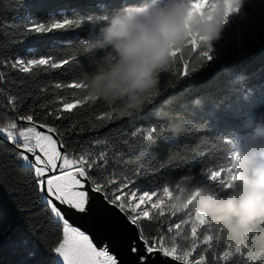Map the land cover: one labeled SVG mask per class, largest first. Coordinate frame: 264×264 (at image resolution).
<instances>
[{
    "label": "snow or ice",
    "instance_id": "obj_1",
    "mask_svg": "<svg viewBox=\"0 0 264 264\" xmlns=\"http://www.w3.org/2000/svg\"><path fill=\"white\" fill-rule=\"evenodd\" d=\"M25 7L23 0H15L13 10L18 13ZM238 7L239 0H230L221 22ZM102 19L95 15L46 22L14 19L0 23V30L15 45L28 36L74 31L85 24L92 26L91 32ZM211 52L210 46L200 48L188 41L161 75L169 74V87L174 88L211 61ZM97 55V50L88 47L87 38L70 39L68 47L40 54L10 52L7 43L0 49V69L5 70L0 72V94L6 97L0 105V190L4 193L0 198V264H121L110 245L98 246L86 231L70 223L73 217L103 214L109 208L124 218L129 264H246L243 250L224 238L220 225L193 212L190 204L178 213L170 203L172 193L185 186L229 187L231 138H203L195 147L161 157L154 149L161 141L170 143L176 138L164 127L167 116L173 114L164 110L171 98L158 103L164 94L160 83L159 93L132 116L119 104L90 100L81 93L89 72L80 61ZM101 62L97 59L95 67ZM77 68L81 72L70 82L36 84L41 74L60 70L67 76ZM11 73L19 78H12ZM81 115L87 116L92 135L72 141L71 133L85 130ZM126 118L130 128L121 123ZM137 120L144 123L137 126ZM185 122L181 135L195 127ZM169 167L183 169L184 174L161 182L160 173ZM13 208L24 210V231L10 238Z\"/></svg>",
    "mask_w": 264,
    "mask_h": 264
},
{
    "label": "clouds",
    "instance_id": "obj_2",
    "mask_svg": "<svg viewBox=\"0 0 264 264\" xmlns=\"http://www.w3.org/2000/svg\"><path fill=\"white\" fill-rule=\"evenodd\" d=\"M230 0H131L103 15L87 37L88 47L105 55L86 74L81 93L107 106L119 104L132 116L160 89V75L169 69L176 51L192 41L207 48L219 36ZM173 137L186 122L170 114L164 125ZM232 172L229 187L185 186L174 191L170 203L176 212L190 204L223 228V236L239 246L246 264L264 259V120L250 131L231 138L228 146Z\"/></svg>",
    "mask_w": 264,
    "mask_h": 264
},
{
    "label": "trees",
    "instance_id": "obj_3",
    "mask_svg": "<svg viewBox=\"0 0 264 264\" xmlns=\"http://www.w3.org/2000/svg\"><path fill=\"white\" fill-rule=\"evenodd\" d=\"M125 2L131 0H23L26 7L17 13L13 10L15 0H0V23L28 18L46 22L49 18L59 19L76 15L103 16L110 10L121 7ZM91 27L85 24L74 31L54 30L46 35L28 36L15 45L10 43L5 30H0V49L7 43L10 52L24 55L66 48L70 39L87 38ZM210 47L212 60L177 82L174 88L169 87L170 75H161V89L164 94L159 97L158 103L171 98L164 110L180 114L195 125L170 143L161 141L154 149L161 157L177 150L184 151L187 147H195L203 138L215 140L246 133L258 120H264V0H239L238 10L231 18H225L218 38L211 41ZM97 52L98 55L91 61L81 58L83 70L91 72L95 69V61L103 60L105 54L99 50ZM55 54L63 55L62 52ZM196 54L193 53V56ZM3 71L5 70L0 69V72ZM80 72L81 69L77 68L74 73L65 76L60 70H53L51 73L37 76L36 84L57 81L67 83ZM10 75L12 78H19L16 73ZM36 84H30L29 87L35 88ZM5 99L6 97L0 94V105ZM101 107L102 104L97 105L93 111ZM81 122L85 130L71 133L70 140H85L92 135L88 130L87 116L81 115ZM64 123L67 126L68 122ZM121 123L125 127L132 126L127 118ZM136 123L139 126L144 122L137 120ZM156 163L153 161V164ZM198 168L199 166L196 171ZM183 174V169L169 167L160 173V179L161 182L174 180ZM3 197L4 193L0 190V198ZM23 214L24 210H11L10 238L16 232L24 231Z\"/></svg>",
    "mask_w": 264,
    "mask_h": 264
},
{
    "label": "water",
    "instance_id": "obj_4",
    "mask_svg": "<svg viewBox=\"0 0 264 264\" xmlns=\"http://www.w3.org/2000/svg\"><path fill=\"white\" fill-rule=\"evenodd\" d=\"M70 223L86 231L98 246L110 245L111 251L118 256L121 264H129L130 256L124 244V218L116 210L109 208L103 214L94 212L89 217H73Z\"/></svg>",
    "mask_w": 264,
    "mask_h": 264
},
{
    "label": "rangeland",
    "instance_id": "obj_5",
    "mask_svg": "<svg viewBox=\"0 0 264 264\" xmlns=\"http://www.w3.org/2000/svg\"><path fill=\"white\" fill-rule=\"evenodd\" d=\"M233 16V13L229 14L226 18H231Z\"/></svg>",
    "mask_w": 264,
    "mask_h": 264
}]
</instances>
